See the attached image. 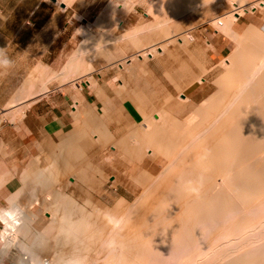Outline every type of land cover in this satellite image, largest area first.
I'll list each match as a JSON object with an SVG mask.
<instances>
[{
  "label": "rangeland",
  "instance_id": "obj_1",
  "mask_svg": "<svg viewBox=\"0 0 264 264\" xmlns=\"http://www.w3.org/2000/svg\"><path fill=\"white\" fill-rule=\"evenodd\" d=\"M208 1L214 2L215 0H183L182 2H181V0H163V2L162 1L161 2L156 1V4H154V8H153L152 0H105V1L96 0L94 3H89V4L87 2H85V3L82 2L80 4H77L76 8H74V9H69V10L65 9V11H64L65 12L64 13L65 30H64V35H63L64 41H63V44L57 45V47H58L57 50H51L48 52H40V56H35V60L33 59L34 62H7V63L0 62V144H1V139L3 138V135H5V133H7V132L10 133L9 135H11L10 136V138L12 140L11 142H13V145L10 147H6L4 142H2V144L0 145V165L5 164V162L7 161L6 165L9 163V167L11 168L10 170L7 171V175L2 179V182L4 183L5 181L9 180L13 176H16L17 179L21 180L19 191H17L15 193V195L13 194L10 198L0 202V212L6 211V209L10 208L12 204L17 203L16 205L19 204L18 206L20 208V212L22 211L23 215L25 213L30 214V212L31 213L33 212V214H34V217H33L34 222H32V217H31V222H32L31 226L30 225L24 226V227L20 226L19 230L20 229H22V230L19 231L17 229L15 231V233L16 232H18V233H16V234L14 233L13 237L11 236V240L9 242H7L8 245H7V248L5 250V254L2 255L0 258V264H40L41 261L45 260V259L53 260L52 262H54V260L57 259V255L60 257V258L58 257L60 260H61V258H65L62 260H66L67 256L70 255L71 251L72 250L74 251L76 248L78 249L79 247L81 249L79 248L78 251L81 250L82 253L78 254L77 251L75 250L74 254L77 253L78 255L82 256L83 264H86V263L87 264H115V263L117 264V262H118V264H120L119 263L120 261H121V264H155V262H156V264H162V263L163 264H208V263L209 264H216V263L217 264H222V263L231 264V262L233 264L236 261H237V264H239L240 262H245V261H247L249 264H251L252 261H253V263H255L256 261L264 262V259H263L264 258V255H263V252H264V242H263L264 241V192H263L264 191V182H262L264 180H263V178H261V177H264L263 176L264 173L260 171L261 173H259V174L263 173L262 176L259 174L257 175V173H256L258 178L257 177L254 178L255 174H251V176L253 175L252 177L255 179V180H253V178H252V180H253V182H252V180H249L251 177L250 178L248 177V179L247 178L245 179L246 174H247L245 171L247 169L250 170V167L252 165H250V166L246 165V167H245V165H243V164L241 165L240 163H239V165H237V168H239L238 166H240V165H241L240 166L241 168H239V173L237 172L238 174H236L237 175L236 181H235V179L230 178L229 180H231V183L229 182L228 179H227V181L225 179H223L224 182H223V180L219 179L217 182L218 183L217 188L220 187L219 189H217V192H219L221 189V191L219 193V195L221 194L220 200L223 199V201H221V206H222V204H224L225 200H226L225 203L227 205H224L226 210H223L221 207H219V209L223 210L222 213L218 211V207H217V205L220 203L219 202L220 200H218L217 205H214L215 208L217 207L216 208L217 211L214 212L215 208L213 210H211L213 205L211 207L209 206V209H206V210H208V212H207L208 217L213 219V220H209V218L207 217V219L205 218L204 221L202 220L203 223L198 221L200 223L199 224L196 221L192 222L191 220H189V223L187 222V224H186V219L185 220L183 219L184 223L181 222L180 225L177 226L178 228L175 227L176 223L172 222V225L174 224L173 225L174 227L172 229V225H171V223L169 224L170 221H168L169 218L166 216H170V215H167L168 210L172 209L173 205L175 206V202L172 203L173 201L171 199H169V204L167 203L168 209L166 208V203L163 205V207L167 210V214L165 215V217L164 218L161 217V219H163L162 220L163 222L160 221L161 220L160 218L156 220L158 222L160 221L159 225H158V222H155L154 220H153V223H155L156 226L151 222L152 225H154V228L156 227L158 229H160V228H163V229H161V230L156 229V231H157V233H156V232H154L155 229H153L150 226L151 229H153V233H148L149 236H150V234H152L153 236L155 234H159V235L161 234L160 237L157 235H156V238H154L155 236L153 237L152 235L150 237H148L146 234V230H147L146 229L145 234H146L147 238L145 235L144 236L146 239L150 238V239H148L150 241H148V243H147V240H146L145 241L146 244H144V246L142 244H140V242L144 243V240H145L144 236H143L144 239H142V238L141 239L139 238L140 240L135 239L133 241L134 243H132L133 245L132 244L129 245V243L124 238H123V241L125 240L126 243L125 242L123 243L122 240H118L119 237H118V239H117V237L113 238V233H114V236L122 235L123 232L120 233L119 228L122 226L120 231H124L125 230L124 228H126V226L129 225V222H128L129 217L133 216L131 214L132 213L131 211L133 210L135 212L134 209H130L129 211H127V209H129L127 207H130V205H131L130 208H137L138 207L137 203H139L140 199L142 201L141 196H145V194H143V195H139V194L143 193L145 191V189L147 190V191H145V193H147L146 195H149V196H150V192L153 191L152 189H154V190L160 189V188L163 189L165 187V182H166V181L164 182V180H166V179L168 180V179L173 178L174 177L173 174L176 173L175 170H177V174H175V177L177 176L176 178L178 180L175 178H174V181H172L173 179L170 180V182L171 181L173 182V187L176 185V183L178 181V182H180V185H179V183H177L179 185V187L176 190H180L181 187H183V186L184 187L187 186V189L189 188V190L192 189L193 183L192 184L186 183L185 182L186 179L182 180V177H183V175H187L191 171L189 169H191L192 165L195 162H197V160L202 159V156L200 157L201 151H204L202 149L203 148L202 144L203 145L206 144V135H208V133L211 131L210 129H208L206 127L204 128V126L201 127V125L199 124V121H203V120L200 119L201 116L197 115L196 111H197V108L200 106V104H202L204 101L209 100L211 98L210 96L214 97V95L216 96V94H217V98L221 99V96H219V93L221 90L223 91L224 86H226V84H227V83H225L223 85V81H221L222 80L221 77H223V74L226 73L227 67L229 69V66L226 67V65H230L229 64L230 60H228V59H231L232 54L234 55L235 50L237 51V49H238V48L236 49V47H239V44H236V41L238 43L239 39H237V38H239V37L237 36V38H236L235 35L231 32H232V30H234V31L236 30L239 35L243 36L244 34L247 33L244 31H246L247 29L251 30L250 27H252V26H253L252 29L257 27V28H260L262 31H264V5H262V4L259 5V3L256 4L255 6L259 9V12H260L259 14L261 15V18L260 19L258 18V22L256 23V25L251 24L249 26V25H247V22L244 19H241L240 17L238 20L235 21V19H233L234 17L232 18V16H233L232 14H230L232 16L228 15V16L220 18V19L219 18H216V19L205 18L202 16H195L192 18L179 17V16L198 15L199 11L204 9V7ZM261 1L264 3V0H261ZM185 2H186V5H184ZM189 4H191V5L189 6ZM249 10H252V9L249 8ZM160 11H161V13H160ZM162 12H165L166 15H170V17L169 18H158L157 16L159 14H162ZM239 12H241V14ZM239 12L238 13L240 15H243L244 11H239ZM227 17L232 18L230 20V22L232 20H234L232 22H235V23L233 24L231 22L232 26L228 25L229 29L227 27H226L227 29L224 27L225 28V30H224V28L218 23V20L224 19L223 21H226V20L228 21L227 24H231V23H229V20L227 19ZM88 21L90 24L88 23ZM117 22H119V23L117 24ZM102 24H103L104 30H102L103 29ZM91 25H92V27H91ZM99 25H101V26H99ZM85 27H87V29ZM228 30L231 32L230 33L227 32ZM254 31L257 32L258 30H254ZM226 32H227V34H226ZM230 34H233L232 36L235 37L234 39H237V40H234L233 37L230 36ZM109 35H110V37H109ZM93 36H95V37H93ZM151 36H152V38H151ZM100 37H102L103 39L102 38L100 39ZM222 38H225L226 39L225 41H227L229 43V50L222 57L221 56L216 57L212 54V51H211L212 40L222 39ZM90 39H92V42L90 41ZM184 39H186V40H184ZM106 42H107V44H106ZM140 44H141V46H140ZM107 46H108V49H107ZM158 46L163 48V53L156 52L157 51L156 50L155 53L153 54V56L148 55V53H150L149 51H151V53H152V51L154 49H157L156 47H158ZM99 49H101V50H99ZM142 52L144 54L146 53L147 56L144 57V55H143L142 57H139V55H136V54L141 55V54H143ZM239 52H240V50H239ZM236 53H238V51L235 52V54ZM132 56L133 57L135 56V57H134V60L130 64H129V62H126V63L124 62L125 60L131 58ZM263 59L259 60V61H261L262 65L260 63H259L260 65L258 64L259 69L256 68L257 69L256 72L254 70V72H253L254 75H252L250 77L248 83L247 82L245 84L243 83L244 85L239 84V85H241L239 90L241 91L243 89V91H241V94H240L239 90H238V93L240 95H242V97L244 95V94H242L243 92L248 93V94L250 93V97L253 99L256 96L257 93L255 92V89L254 88L251 89V88L253 86H257V84L260 83L259 80H262V78L259 79V77L261 75H262L261 77L264 76V62H262ZM122 62L125 64H123ZM197 62L199 64H197ZM133 65H134V67H133ZM181 65H183V66H181ZM144 66H145V68H144ZM40 68H42V69L40 70ZM51 69H53V70L51 71ZM64 69H65V71H64ZM142 70H143V72H142ZM61 72H63V73L61 74ZM167 72H169V73H167ZM57 74H59V75H57ZM54 76H57V77H54ZM255 76H257V77H255ZM59 77L61 78V80ZM62 77L63 78L65 77L64 78L65 80ZM47 78H48V80H47ZM56 78H58V79H56ZM33 80H35L36 84ZM36 80H38V81H36ZM218 81H219L220 86H219V84H217ZM23 83H26L27 86H26V84L24 85ZM32 83H33V85H32ZM43 83H45V84H43ZM41 85L42 86L44 85L46 88L44 86H43L44 87L43 88ZM227 85H228V87L230 86L229 84H227ZM239 85H238V87H239ZM263 85H264V83H263ZM231 86H230V88H227V89H231L233 87V86L232 87ZM247 86L250 87V89L252 90V92L254 94H252V92H250V91L249 92L247 91V90H250V89H248ZM258 86H257L258 89H256V91L261 90L260 89L261 87H258ZM22 87H24L25 90L27 89V93L24 92L25 90L22 89ZM245 87L247 88V90H245L246 89ZM81 89H83V90L80 91ZM224 89H226V88H224ZM231 90L233 91V94L231 95V97L234 96V94H237V91L235 92V89H231ZM244 90L247 92H245ZM21 91H23L25 93L23 98L26 99V101L23 99H22L23 101H21V94L20 93H23ZM29 91H31V92L34 91V92L31 93ZM216 91H219V92H216ZM34 93H35V96H34ZM81 93H83V94L85 93L84 95L87 94L86 95L87 100H84L83 98H81V96H80ZM104 93H106V94L103 95ZM53 94L57 95L55 98V101H57L60 106L69 107V106L73 105L78 112L76 114L77 115L81 114L80 116H77L76 114L73 115L75 118L73 125L71 126L69 131H67L63 134V140H64V138H68L67 140L70 142L71 138L69 139L68 136L71 135L70 137H73L71 133L75 130H81L82 132L86 131L84 133H85V135H88V136H85V137H87V138L89 137V139L91 141L93 140L92 142H94L95 138H97V137L99 138V141H97V143L98 142L99 143L95 144L92 147V149L91 148H89V149L83 148L82 149L83 151H82L81 158H74V157H71L68 155L69 157H71V158L68 157L69 158L68 161H70V164L73 162V159H74V162L75 163L79 162V165L77 164L78 166H76V164L73 163L77 168L75 166H73V164H71V166L73 167V170H70V171L67 170L65 172H64L65 167L63 166V164L61 162L58 161L59 157L61 159L65 158V157L67 158V155H66L67 153L64 154L65 150H62V147H60L61 142L63 141V140H61L62 138H58L55 140H49L48 142L45 140H42V141L38 142L35 145V147L30 149L29 152H27L26 154H25L24 150L20 147V142H21L20 138L23 135V131L19 130V127L24 126L23 120H24L25 116L27 114H29V111L31 110L32 106L40 99H43L44 101L39 106H43V108H46L48 106L50 107V104L45 103V102H46V100H48L47 98H51V96ZM239 94H237V95L240 97V99L238 96L232 97V101H233L232 103L238 102V100L242 101L243 98L246 99L248 97V95H245L246 97L242 98ZM183 95L185 97H187V99H186L187 101L186 100L184 101L183 99H181V98H184ZM253 99H251V102L253 101ZM255 99H257V97ZM141 100L143 102H141ZM211 100L212 99H210V101ZM219 100H217V101H219ZM66 101H68V102H66ZM76 101H77V103H76ZM206 102L208 103L209 101H206ZM254 102H252V103H254ZM79 103L81 104L82 107L80 106ZM140 104H143V105H140ZM160 107H161L160 111L163 110L165 112V115L170 117L174 122H175V119H177L178 125H181L180 124V122H181L183 124L182 127H184L183 131L180 132V133H182V134H180L181 136L178 133V136H177L178 139L176 138L177 141L176 140L174 141V142H177L176 145H178L179 148L176 145H174V143H173V147L175 146L176 150L173 148L172 153H171V151L166 152L165 150L164 151L159 150L161 152H164L162 154L161 152L156 151L157 148H153L152 145H150V147H148L149 145H147V144H149V143H144V144H142L144 146H141V143H138V142H140L142 140H138V138L136 137V133L134 131V130H137V131L139 130V132L141 131L143 133H146L144 123H148L149 121H155L154 120V117L156 119L155 114H156V112L160 113V111H159ZM157 108H159V109L157 110ZM252 108H253V111L256 110V109L254 110L255 107H252ZM93 109H95V111H93ZM193 109L195 112L193 111ZM142 110H144V111L142 112ZM155 110H157V111H155ZM227 111H229V109H227ZM114 112H116V113H114ZM145 112H146L147 116H146V114H144ZM190 112H191V114H190ZM92 114H94L93 115L94 117L92 116ZM189 114H190V116L193 114L192 118L196 119V120H194V122H196V121H198V122H196V123L191 122V121L188 122V120H190L189 118H187L189 116ZM75 115H76V117H75ZM97 115L101 118L100 119L101 121H99V117ZM105 115H107V116H105ZM194 115H197V116H194ZM102 116H104V118ZM108 117H109V119H108ZM197 117H200V118H198V120H197ZM94 119L97 120V122L99 124H97V122ZM191 120H193V119H191ZM184 122L185 123L187 122V124L184 125L185 124ZM204 123H203V125H204ZM119 124L121 125V127ZM201 124H202V122H201ZM139 125H140V127H139ZM124 126H126V127H124ZM187 126L190 128H188ZM197 127L199 130L197 129ZM117 128H120V129L118 130ZM201 129H202V131H201ZM101 130H103V131L101 132ZM193 130H195V132ZM207 130H209V131H207ZM187 131H188V134H190V136L188 135L189 137L186 134ZM198 131H201V132H198ZM254 131H256V130L253 129V135H252L253 137L257 133V131L256 132H254ZM130 133H131V135H130ZM196 133H198V134L202 133V134H200L198 136V134H196ZM95 134L97 135L96 137H94ZM102 134L104 135V137L101 136ZM64 136H67V137H64ZM256 136H255L254 142H253V140H251L250 141L251 143L249 142L250 144H248V146H246L247 148L250 147L252 149L253 147H255L253 145H255L256 143L258 144V140H259L260 144L262 142H264V139H263V141H262V139L257 140ZM122 137L125 140L124 142L127 143L128 148L133 147L132 149L135 148L134 150L137 149V151H139V152L141 150V152L135 153V155H134V153L131 152L132 149H130V148H129L130 149L129 151L121 150V149H123V147L119 149L118 144L120 143V140L122 139ZM191 137H195V138H191ZM201 137H202V139H201ZM109 138H110V140H109ZM112 138H113V140H112ZM126 138H128V139H126ZM145 138H146V136H145ZM181 138H183V139H181ZM59 139L61 140V142L59 141ZM116 139H119V140L117 141ZM147 139H149V138H147ZM190 139H191V141H190ZM198 139H199V141H198ZM106 140H109V141H106ZM115 140L118 142V144ZM187 140L190 141L191 143L189 142L187 144L186 143V142H188ZM71 141H73V140H71ZM105 141H106V143H104ZM113 142H115V143L113 144ZM245 142H244V144H245ZM58 143H60L59 146L57 145ZM178 143H180V144H178ZM182 143L185 145H182ZM252 143H254V144H252ZM136 144H139L138 147L136 146ZM195 144H197V145L200 144V145H198L200 147L195 146ZM240 144H241V146L244 145L241 142H240ZM257 144H256V147L253 149L259 148L260 144L258 146H257ZM101 145H103V146H101ZM146 145H147V147H146ZM245 145H247V144H245ZM262 145L264 147L263 143H262ZM262 145H261V148H262ZM112 146H115L116 149L113 148ZM184 146H187L186 148L188 149V151L186 148H183ZM193 146H195V147H193ZM56 147L58 149H56ZM192 147H193V149L194 148L202 149L201 151L197 149L198 155H196V157H195V154H193V149L190 150V148H192ZM246 147L244 146V148H246ZM54 148H55V150H54ZM241 148H243V147H241ZM241 148H239V149H241ZM244 148H243V150L245 151ZM250 148L248 150H250V153H253L254 152L253 149L251 152ZM52 149H53V151H52ZM149 149L152 151H149ZM154 149H155V151H153ZM177 149H179L181 152ZM262 149L263 150H260V148H259L260 152L264 151V148H262ZM91 150H93V151H91ZM243 150H242V153L244 152ZM248 150H246L247 151L246 154L249 153ZM125 152L127 154H125ZM129 152H131V153L129 154ZM146 152H147V154H146ZM195 152H196V150H195ZM260 152L256 151V153L255 152L254 153L261 155L262 153L259 154ZM28 153H29V155H27ZM56 153H58V154H56ZM59 153L61 156H59ZM89 153H90V155H88ZM99 154H101V157L98 156ZM131 154H132V156H130ZM136 154L139 157H137ZM158 154H160V155H158ZM164 154L166 155L165 157L163 156ZM181 154H182V156H180ZM241 154H239V156H245L246 155V154H242V155ZM249 154H248V156H246V158L247 157L249 158V156L253 155V154L252 155H249ZM57 155H58V158H57ZM62 155L64 156L63 158H62ZM185 155L187 156L186 158L184 157ZM258 155H255V156L258 157ZM262 155L264 156V152ZM189 156H190V158H189ZM93 157H95V159ZM193 157H194V159H193ZM260 157L257 158L258 160L252 159L253 161L255 160L254 163H256V161H258L256 163L257 166H255L253 164V162H251L252 161L251 158H255L254 156L250 157V159H249V161L251 160L250 162H251V164H253V167L255 166L254 167L255 169H256V167L259 168L261 166V163H262V165H263L262 167L264 169V157L263 158L261 157L262 158L261 160H260ZM56 158L58 159L57 161H56ZM85 158H87V159H85ZM248 158H247V161H245V159L242 160L243 157H240L239 161L242 160L243 162L245 161V163H247ZM75 159H77V160H75ZM168 159H170V160L168 161ZM171 159H173V160H171ZM183 159H185V160H183ZM188 160L190 161V163L189 162L187 163ZM192 160H193V162H192ZM259 160L261 163L259 162ZM88 161L92 162V163H90L92 167H90L89 164H88L89 167L88 168L86 167L87 163H89ZM174 161L176 162V164L173 163ZM183 161H184V163H183ZM185 161H186V163H185ZM242 161H241V163H242ZM178 162H180V164ZM58 163H60V164H58ZM258 164H259V167H258ZM174 165H175V167H174ZM176 165L180 166L181 168L177 167ZM96 166H98V167H96ZM166 166H168V167H166ZM78 167H80V168H78ZM243 167H245L246 169L245 168L243 169ZM63 168H64V170H63ZM84 168H86L85 169L86 171L89 170L90 172L88 171L86 174V171H84ZM91 168H92V170H91ZM93 168H95V169H93ZM97 168L100 171L99 170L97 171ZM178 168L181 169L180 172H179ZM260 168L258 170L264 171L263 169H260ZM255 169H252L251 172H254L253 170H255ZM172 170L174 171V173ZM242 170H244V171H242ZM165 171H168V172L165 173ZM171 171H172V173H171ZM96 172H98V173L96 174ZM247 172L249 173V171H247ZM38 173H42L40 180H31L28 177L29 174H38ZM90 173H91L92 177L90 176ZM143 173H145V174L147 173V174L145 175ZM167 173H168V176H166ZM162 174H163V176H162ZM190 174H191V172L189 173V175ZM244 174H245V176H244ZM79 175H80V177H79ZM141 175H143V177ZM150 175H152V176H150ZM191 175H193V174H191ZM240 176L244 177V178H241ZM23 177H24V179H23ZM95 177H96V179H95ZM142 178H144L145 180L144 181L141 180ZM151 178H153L152 181H151ZM179 178H180V180H179ZM118 179H120L119 180L120 183L118 182ZM256 179H258V180H256ZM260 179H262V180H260ZM146 180H148V181H146ZM153 180H155L154 183H152ZM233 180L235 181L234 182L235 185H233V183H232ZM238 180L240 182L241 181L242 182L240 183ZM81 181H82V183H81ZM139 181H140V183H139ZM157 181L159 183L161 182L160 184L162 186L160 184H158ZM244 181H246V182H244ZM27 182L29 184H31V186L29 184L27 185ZM48 182H50V184ZM187 182H189V181L187 180ZM221 182H223V183H221ZM238 182L240 185L238 184ZM73 183H74V185H72ZM145 184H147V185H145ZM237 184H238V186H237ZM256 184H259V185L257 186ZM261 184L263 186H260ZM33 185H34V187H33ZM153 185L156 186L157 188H155ZM253 185L254 186L256 185L255 186L256 188L252 187ZM147 186H149V187H147ZM226 186H229V188ZM245 186H247V187H245ZM184 187L182 188V191L186 190V188H184ZM223 187L225 188L224 190H223ZM250 187H252V188H250ZM245 188H247V190ZM253 188H255V189H253ZM244 189H245V192H244ZM164 190L167 191V188ZM233 190H235V191H233ZM32 191H34V192L32 193ZM229 191L232 193H230ZM253 191H254V193H253ZM258 191L260 193H258ZM236 193H238L239 195L241 193H243V194L240 196H237L238 194L236 195ZM247 193H251V194L249 195ZM255 193H257V194L255 195ZM224 195H225V198L222 197ZM260 195H262L263 197ZM33 196H36V197H33ZM235 196H237V198ZM250 196H251V198H250ZM256 196H258V197H256ZM13 197H14L15 201L13 200ZM45 197L48 199L47 201H45V199H46ZM246 197H248V198H246ZM32 198H33V200L35 198H38L39 199L38 201H40V202L38 203V201H37L38 204H35L36 202L35 203L32 202V200H31ZM258 198L261 199V200L259 199L261 202L258 200ZM56 199H57V202H55ZM63 199L64 200L67 199L66 201H69V205H68V202L64 203V201H62ZM172 199H173V197H172ZM134 200H136V202ZM58 201H60V202H58ZM176 202H177V200H176ZM244 202L246 203V205H244ZM251 202H255V203H251ZM258 202H260V203H258ZM125 203H126V205H124ZM128 203H130V204H128ZM131 203L132 204L134 203V204L132 205ZM171 203H172V208L170 207ZM229 203H230V205H229ZM240 204H241V206L243 205L241 208H240ZM248 204L250 207L247 206ZM250 204L251 205L253 204L254 207H253V205L251 206ZM61 205L63 207H65V209H63V207ZM135 205H136V207H135ZM124 206H126V207H124ZM244 206H245V208H244ZM55 208H58V210L61 208V210H59L58 213L56 214V213H54V212H57V209H55ZM177 208L179 209V206ZM177 208L175 209V207H174V210L172 209V213L169 212V214L172 215V214H174L173 212H176L179 214L180 210L178 211ZM242 208H244V209H242ZM53 210H56V211H53ZM175 210H177L178 212ZM235 210H239V211L235 212ZM62 211H65V212H62ZM125 211L127 213L129 212V214H127L129 217H127ZM52 212H53V214H56V215H54L56 218L60 217V218L65 219V216H63V217L61 216L63 213L71 216V218L68 216V218H66V220H64L66 222H68V221L70 222V220H71V222L72 221H78V219L80 217L85 218L84 221L88 222L87 225L90 224V229H89V226H88V229L90 230V232L92 231V234L89 233V234H91V236L90 237H89V235L86 236V241L82 242V241H84V239H82V241L80 240L78 246H76L77 244H75V242L78 243V240H75V242L72 241L73 237L70 234H67V231L64 232L62 230V228L60 227V225L55 220H52L53 221V223H52L51 219H48V217H50ZM59 212H60V214H59ZM69 212H71V213H69ZM123 212H124V214H123ZM227 212H228V214H230V216L227 214ZM233 212H235L237 218ZM244 212L247 214H244ZM218 213H220V214L216 215ZM242 213H243V215H242ZM209 214H211V215L209 216ZM225 214H226V216H224ZM124 216H125V218H124ZM213 216H214V218H213ZM240 216L241 217L243 216L244 218H241ZM245 216L246 217L249 216L248 219ZM45 218H46V220H45ZM60 218L57 219V221L58 220L60 221ZM81 218L79 220H81ZM165 218L166 219L168 218V220H166ZM238 218H240V219H238ZM117 219H118V221H117ZM120 219H121L122 223H121ZM218 219H219V222L216 221ZM124 220H125V222H124ZM54 221L56 222L55 224H54ZM61 221L63 222V220H61ZM210 221L214 222V223H212L213 226H212ZM235 221H236V223H234ZM244 221L246 223H244ZM194 222H196L195 224L197 226L195 224H192L191 226H193V227L188 228V226L190 227L189 224L194 223ZM206 222H209V223H206ZM217 222H218V224H216ZM223 222L226 225L223 224ZM56 224H58V225H56ZM106 224H107V226H106ZM109 224H110V226H109ZM160 224H162V225H160ZM181 224H183V225H181ZM207 224H209L211 226L208 225V226L204 227V225H207ZM101 225H102V227H100ZM214 225H215V227H214ZM183 226H185V228H183ZM194 226H196V227H194ZM198 226H200L201 228L204 227V231L201 230V228L198 229ZM25 227L26 228L29 227V228L26 229ZM58 227L60 229H58ZM150 227H149V225L147 226V228H149L148 229L149 231H150ZM228 227L231 229H228ZM2 228L3 227L0 225V233L2 231ZM98 228L101 230L100 233H99ZM107 228L109 230L112 229L111 232ZM194 228L196 230L195 232H193ZM209 228H211L212 230L210 229V231H208ZM171 229H172V231H170ZM205 229H206V231H208L207 234H206ZM30 230H31V232H30ZM61 230L63 233L61 232ZM173 230H174V232H175V230L178 231V233L177 232L174 233ZM181 230L182 231L184 230V232L186 231L188 233L182 232L183 233L182 234ZM24 231L26 232L25 234H23ZM27 231H29L30 233L29 232L27 233ZM94 231H95V233H94ZM163 231H165V235L162 234ZM166 231H168V232H166ZM200 231L205 232V234L200 232ZM234 231H236V232H234ZM108 232H110V233H108ZM117 232H119V234ZM151 232H152V230H151ZM64 233H66V234H64ZM166 233L167 234L169 233L168 235L170 237ZM222 233H223V235H221ZM226 233H227V235H226ZM231 233H232V235H231ZM116 234H118V235H116ZM203 234H204V237H203ZM189 235H190V237L191 236L193 237V235H194L195 240L193 238H190ZM198 235H199V237H198ZM208 235H210V237ZM40 236L42 237V239ZM57 236L60 239H58ZM64 236L66 238H69V240L66 242L61 241ZM173 236H175V237H173ZM178 236H180V237H178ZM185 236L187 239L185 238ZM28 237H30V238H28ZM163 237H165V238L167 237L166 238L167 241L166 240L164 241L163 239H161ZM214 237H215V239H214ZM107 238L109 239V241L107 240ZM171 238H175L174 239L175 241H172ZM12 239H13V241H12ZM212 239H214V240L212 241ZM115 240H118V241L115 242ZM141 240H143V242ZM159 240L160 241L163 240L164 242L163 241L160 242ZM193 240L195 242H193ZM150 242H153L154 245L152 243L150 244ZM187 242H189V243H187ZM213 242H215V243H213ZM38 243H39V245H38ZM59 243H62V244H59ZM68 243L70 245H68ZM72 243H74V244H72ZM23 244H24V246H22ZM137 244L140 247H138ZM159 244L160 245L164 244V245L159 246ZM165 244H166V247H164ZM189 244H191V245L189 246ZM214 245H215V247H214ZM31 246H32V248H31ZM74 246H75V249H74ZM99 246H100V248H99ZM135 246H137L136 249L134 248ZM152 246H154V247H152ZM158 246H159V248L160 247L161 248L159 249ZM235 246H238V248L237 247L235 248ZM255 246H257L258 248L257 247L255 248ZM71 247H72V249H71ZM131 247H133V248H131ZM150 247H152L151 248L152 250L148 249ZM232 247L234 249H232ZM251 247H252V249H251ZM260 247H261V249H260ZM26 248H30L29 250L35 254L38 253L37 256L39 257L38 258L39 260L38 261L30 260L31 256H29V255L32 252L29 253V250L27 252V250H25ZM69 248L71 249V251ZM89 248H91V249H89ZM92 248H94V250ZM155 248L156 249L158 248V249L156 250ZM32 249H34V250H32ZM82 249H83V251H82ZM85 249H87V250H85ZM100 249H102V251ZM120 249H122V250H120ZM129 249H132V251ZM141 249H142V251H140ZM64 250H67V251L69 250L70 252L69 251H68L69 253L67 251L63 252ZM88 250L90 253L88 252ZM123 250H124V253H123ZM153 250H156L157 252L153 251ZM160 250H162V251H160ZM163 250H166L165 254H164ZM130 251L134 255L133 254L130 255ZM59 252L63 254L62 257L59 254ZM158 252H159V256L157 254ZM241 252L242 253L245 252L244 255ZM254 252L256 254H254ZM139 253H140V255H139ZM64 254L66 255V257ZM115 254H116V257H115ZM240 254L242 256H240ZM252 254L254 255L255 258L253 257ZM259 254H261V256ZM55 255H56V257H55ZM150 255H152V256H150ZM231 255H233L234 257ZM125 256H126V258H125ZM133 256H134V258H133ZM135 256H137L138 258ZM139 256H140V258H139ZM229 256L231 258L233 257L232 258L233 260L235 258V260L233 261L232 259H229L228 258ZM248 256H251L252 259L250 257L248 258ZM85 257L87 259L84 260ZM113 257H114V259H113ZM143 257H144V260H143ZM152 257H154L155 260L154 259L153 260L155 262L152 260ZM258 258L261 260H259ZM59 259L57 260V262L59 261ZM123 262H125V263H123ZM261 262H260V264H262Z\"/></svg>",
  "mask_w": 264,
  "mask_h": 264
},
{
  "label": "bare ground",
  "instance_id": "obj_2",
  "mask_svg": "<svg viewBox=\"0 0 264 264\" xmlns=\"http://www.w3.org/2000/svg\"><path fill=\"white\" fill-rule=\"evenodd\" d=\"M183 0H181V2H182ZM237 1V0H236ZM245 2V1H244ZM113 3V2H112ZM235 3V2H234ZM233 3V4H234ZM236 3H238V2H236ZM239 4V3H238ZM237 4V5H238ZM242 4V3H241ZM244 4V3H243ZM260 4H262V5H264V3L261 1L260 3H259V5ZM154 6V5H153ZM235 6V5H234ZM238 6H240V5H238ZM237 6V7H238ZM261 7V6H260ZM117 8V7H116ZM235 8H236V6H235ZM243 7H241L240 9L239 8H237V9H239L240 11H242L241 9H242ZM252 8H255V6H253ZM234 9V8H233ZM243 9H245V8H243ZM247 9V8H246ZM174 10V9H173ZM158 11V10H157ZM243 11H245L246 12V10H243ZM249 11V10H248ZM161 12V11H160ZM233 12V11H232ZM115 13V12H114ZM240 14H241V12H239ZM238 13V10L235 12V13H231L232 15H230L229 14V16H232V18L233 19H235V21L236 20H238L239 19V17H240V14ZM243 14H244V12H243ZM114 17V16H113ZM232 18H230V17H227V19L229 20V23H231L232 21H234V20H232L231 22H230V20L232 19ZM220 19V18H219ZM97 20V19H96ZM224 19H222V20H218V23L224 28H228V25H230V26H232V23L234 24L235 22H232L231 24H227L228 23V21L226 20V21H223ZM88 23H89V21H88ZM101 23V22H100ZM103 23V22H102ZM119 22H117V24H118ZM90 24V23H89ZM88 24V25H89ZM112 24V23H111ZM116 24V23H115ZM114 25V24H113ZM96 26V25H95ZM99 26H101V25H99ZM229 26V27H230ZM250 26V25H249ZM90 27V26H89ZM91 27H92V25H91ZM102 27H103V24H102ZM121 27V26H120ZM253 27V26H252ZM252 27H250L251 28V30H246V31H244V32H247L246 34H244L243 36H241V35H239L238 34V32L235 30H232V32L231 31H227V32H231V33H233L234 35H235V37L237 38V36L239 37V38H237V39H239L238 40V43H237V41H236V44H239V47H236V49H237V51H238V53H236L235 54V52H237L236 50H235V52H234V55L232 54V56H231V59H228V60H230L229 61V64L230 65H226V67L227 66H229V69H228V67H227V70H226V73L225 74H223V77H221L222 78V80L221 81H223V85L225 84V83H227V84H229L232 88L231 89H235V92L237 91V94H241V91H243V89L240 91L239 90V88H240V86L244 83H248V81H249V79H250V77L252 76V75H254L253 74V72H254V70H255V72H256V68H258L259 66H258V64L260 63L261 65H262V63H261V61H259V60H261V59H263L264 58V31H262L260 28H257V27H255V28H253L252 29ZM86 29H87V27H85ZM110 28V27H109ZM116 28V27H115ZM225 28H224V30H225ZM226 28V29H227ZM231 28V27H230ZM92 29V28H91ZM90 29V30H91ZM97 29V28H96ZM101 29V28H100ZM229 29V28H228ZM102 30H104V27H103V29ZM254 30H258L257 32H255ZM87 31V30H86ZM106 32V31H105ZM227 32H226V34H227ZM243 32V33H244ZM88 34V33H87ZM91 34V33H90ZM102 34V33H101ZM233 34H230V36H232ZM97 35V34H96ZM106 35V34H105ZM104 35V36H105ZM241 36V37H240ZM93 37H95V36H93ZM92 37V38H93ZM109 37H110V35H109ZM233 37V36H232ZM235 37H233V39L235 38ZM88 38V37H87ZM102 37H100V39H101ZM108 38V37H107ZM147 38V37H146ZM151 38H152V36H151ZM182 38V37H181ZM184 38V37H183ZM190 38V37H189ZM103 39V38H102ZM106 39V38H105ZM237 39H234V40H237ZM184 40H186V39H184ZM191 40V39H190ZM90 41L92 42V39H90ZM144 41V40H143ZM88 42V41H87ZM142 42V41H141ZM99 43V42H98ZM104 43V42H103ZM149 43V42H148ZM106 44H107V42H106ZM105 44V45H106ZM143 44V43H142ZM156 45V44H155ZM140 46H141V44H140ZM149 46V45H148ZM238 46V45H237ZM103 48V47H102ZM106 48V47H105ZM148 48V47H147ZM157 49H154L153 51H152V53H151V51H149L150 53H148V55H150V56H153V54L155 53V51L156 52H159V53H163V48H161V47H156ZM107 49H108V46H107ZM99 50H101V49H99ZM152 50V49H151ZM165 50V49H164ZM239 50H240V52H239ZM148 52V51H147ZM143 53V52H142ZM136 55H139V57H142L143 55H144V57L145 56H147V54L145 53H143V54H136ZM128 57V56H127ZM133 57V56H132ZM129 58V59H127V60H125L124 62L126 63V62H129V64L134 60V57L133 58ZM149 57V56H148ZM150 58V57H149ZM143 59V58H142ZM259 61V62H258ZM143 62V61H142ZM262 62H264V59H263V61ZM123 63V62H122ZM125 63H123V64H125ZM228 63V62H227ZM226 63V64H227ZM72 64V63H71ZM197 64H199L198 62H197ZM259 64V65H260ZM121 65V64H120ZM122 66V65H121ZM132 66V65H131ZM130 66V67H131ZM181 66H183V65H181ZM180 66V67H181ZM187 66V65H186ZM133 67H134V65H133ZM136 67V66H135ZM132 68V67H131ZM130 68V69H131ZM144 68H145V66H144ZM187 68V67H186ZM189 68V67H188ZM42 68H40V70H41ZM92 69V68H91ZM134 69V68H133ZM180 69V68H179ZM190 69V68H189ZM203 69V68H202ZM226 69V68H225ZM259 69V68H258ZM53 69H51V71H52ZM144 70V69H143ZM143 70H142V72H143ZM194 70V69H193ZM47 71V70H46ZM64 71H65V69H64ZM190 71V70H189ZM205 71V70H204ZM145 72V71H144ZM56 73V72H55ZM63 72H61V74H62ZM146 73V72H145ZM167 73H169V72H167ZM54 74V73H53ZM60 74V73H59ZM59 74H57V75H59ZM60 74V75H61ZM185 74V73H184ZM192 74V73H191ZM259 74V73H258ZM41 75V74H40ZM50 75V74H49ZM170 75V74H169ZM44 76V75H43ZM51 76V75H50ZM262 76V75H261ZM259 77V79H261L262 78V80H259L260 81V83L259 84H257V86L258 87H261L260 89L261 90H257L256 91V89H258L257 88V86H251L252 88L251 89H255V92L257 93L256 94V96L254 97L253 95V97H254V99L257 97V99H253V98H251L250 97V93L248 94V93H242V94H244L243 95V97H246L245 95H248V97L246 98V99H244L243 97H242V95H240L243 99H242V101L240 100H238V102H234V103H232L233 101H232V97H237L238 95L237 94H234V96H232L231 97V95L233 94V91L231 90V89H227V88H230V86L228 87V85L226 84V86H224V88H226V89H224L223 88V91L221 90L220 91V93H219V96H221V99L219 100L218 98H217V94H216V96L214 95V97L213 96H210L211 98L210 99H212L211 101H210V99L209 100H206V101H209L208 103L206 102V101H204L202 104H200V106L197 108V111H196V113H197V115H199V116H201V118L200 117H197V120H198V118H200L201 120H203V121H199V124L201 125V127H203L204 126V128L206 127V128H208V129H210L211 131L208 133V135H206L205 133V135H206V144L205 145H203L202 144V146H203V150L204 151H201L202 149H198V148H194L195 150H196V152H195V150L193 149V147H195V146H197V147H200V146H198V145H200V144H195V146H193L192 148H190V150H192L193 149V154H195V157H196V155H198V150H200L201 151V155H200V157L202 156V159L201 160H197V162H195L193 165H192V167H191V169H189V170H191L190 172H191V174H193V175H189V173L187 174V175H183V177H182V180L183 179H186V183H193V187H192V189L191 190H189V188L187 189V186L186 187H184V188H186V190L185 191H182V188L183 187H181V189L180 190H176L178 187H179V185H180V182H178L177 181V183H179V185L176 183V185L173 187V182L172 181H174V178L175 179H177L176 177H175V174H177V170H175L176 171V173L175 174H173L174 175V177L173 178H171V179H173L171 182H170V180L171 179H166V180H164V182H165V187L163 188V189H152L153 191H151L150 192V196L149 195H146L147 193H145V191H147L146 189H145V191L143 192V193H141V194H139V195H143V194H145V196H141L142 197V201H141V199H140V201H139V203H137V205H138V207L137 208H130L131 207V205H130V207H127V208H129V209H127V211H129L130 209H134L135 210V212L132 210L130 213L133 215V216H128L127 214H129V212L127 213L126 211V215H127V217H129V220H128V222H129V225L128 226H126V228H124L125 230L124 231H120V229L122 228V226L119 228V232L121 233V232H123L122 233V235H120V236H114V233H113V238L114 237H117V239H118V237H119V239L118 240H122L123 241V238L129 243V245L130 244H132V243H134L133 241L135 240V239H144L145 238V236H146V234H147V236L148 237H150L152 234H150V236H149V234L148 233H153V229H155V231L154 232H156L157 233V231H156V229H158V228H154V225L156 226V224L155 223H153V220L155 221V222H158V221H156L157 219H161V217L162 218H164L165 217V215L167 214V210L163 207V205L166 203V208H167V203L169 204V199H171L170 201L172 202V203H174L175 202V206L173 205V208H172V203L170 204L171 206V208L174 210V207H175V209L179 206V209L177 208V210L179 211L180 210V213L178 214V213H176V212H173L174 214H169V212L170 213H172V209H170V210H168V214L167 215H170V216H166V217H168L169 218V220H168V218L166 219V220H168V221H170L169 222V224L171 223V225H172V222H175L176 223V225H175V227H177L178 225H180V223L182 222V223H184L183 222V219L185 220L186 219V224H187V222L189 223V220H191L192 222L193 221H196V222H202V220L204 221V219L206 218L207 219V217H208V215H207V212H208V210H206V209H209V206L211 207L212 205V209L211 210H213L215 207H214V205H217L218 204V200H220L221 199V194L219 195V193H220V191H221V189H220V191L219 192H217V189H219V188H217L218 186V180L219 179H221V180H223V179H225L226 181H227V179L229 180L230 178L231 179H235V181L237 180V175L236 174H238L239 173V168H241L240 166L243 164V165H245V167H246V165H252L251 167H250V170L249 169H247L245 172L247 173H245L246 174V177H245V179L247 178L248 179V177L250 178L249 180H252V176H251V174H255L254 175V178H258V174L259 173H261V172H263L264 173V171H262V170H258L260 167V169H263V165H262V163L260 162V160L264 157L262 154H263V152H260V150H263L262 148H264L263 147V145H262V143L264 144V142H262L263 141V139H264V85H263V83H264V76L263 77ZM54 77H57V76H54ZM170 77V76H169ZM191 77V76H190ZM254 77V76H253ZM252 77V78H253ZM255 77H257V76H255ZM60 78V77H59ZM63 78V77H62ZM65 78V77H64ZM63 78V79H64ZM197 78V77H196ZM220 78V79H221ZM55 79V78H54ZM56 79H58V78H56ZM193 79V78H192ZM47 80H48V78H47ZM60 80H61V78H60ZM65 80V79H64ZM152 80V79H151ZM156 80V79H155ZM189 80V79H188ZM191 80V79H190ZM194 80V79H193ZM34 82H35V80H33ZM36 81H38V80H36ZM143 81V80H142ZM195 81V80H194ZM220 81V82H221ZM41 82V81H40ZM157 82V81H156ZM191 82V81H190ZM250 83V82H249ZM24 85L26 84V83H23ZM35 84H36V82H35ZM39 84V83H38ZM43 84H45V83H43ZM96 84V83H95ZM148 84V83H147ZM217 84H219V81H218V83ZM239 84H241V85H239ZM243 84V85H244ZM32 85H33V83H32ZM93 85V84H92ZM124 85V84H123ZM157 85V84H156ZM159 85V84H158ZM162 85V84H161ZM238 85H239V87H238ZM251 85V84H250ZM26 86H27V84H26ZM25 86V87H26ZM35 86V85H34ZM42 86V85H41ZM44 86V85H43ZM42 86V87H43ZM145 86V85H144ZM148 86V85H147ZM150 86V85H149ZM175 86V85H174ZM219 86H220V84H219ZM237 86V87H236ZM41 87V88H42ZM45 87V86H44ZM43 87V88H44ZM235 87V88H234ZM248 87V86H247ZM33 88V87H32ZM31 88V89H32ZM46 88V87H45ZM237 88V89H236ZM244 88V87H243ZM246 88V87H245ZM22 89H24L25 90V88L24 87H22ZM248 89H250V87H248ZM247 90V88L245 89V90H247L248 92L250 91V92H252V90ZM23 90V91H24ZM42 90V89H41ZM45 90V89H44ZM43 90V91H44ZM99 90V89H98ZM135 90V89H134ZM140 90V89H139ZM179 90V89H178ZM230 90V91H229ZM238 90H239V93H238ZM244 90V91H245ZM23 91H21V92H23ZM39 91V90H38ZM116 91V90H115ZM114 91V92H115ZM131 91V90H130ZM247 91H245V92H247ZM254 91V90H253ZM24 92H26L27 93V89L24 91ZM20 93L21 94V101H23V100H25L26 101V99H24L23 98V96H24V94L25 93ZM29 92H31V91H29ZM34 92V91H33ZM33 92H31V93H33ZM42 92V91H41ZM216 92H219V91H216ZM215 92V93H216ZM43 93V92H42ZM40 94V93H39ZM106 93H104L103 95H105ZM252 94H254L253 92H252ZM137 95V94H136ZM236 95V96H235ZM20 96V95H19ZM29 96V95H28ZM34 96H35V93H34ZM184 96V95H183ZM218 96V97H219ZM136 97V96H135ZM140 97V96H139ZM213 97V98H212ZM239 97V96H238ZM26 98V97H25ZM143 98V97H142ZM217 98V99H216ZM18 99V98H17ZM23 99V100H22ZM181 99H183L184 101L187 99V97H185L184 96V98H181ZM189 99V98H188ZM234 99V98H233ZM238 99V98H237ZM239 99H240V97H239ZM251 99H253V101L252 102H254V103H252L251 102ZM147 100V99H146ZM217 100H219V101H217ZM187 101V100H186ZM237 101V100H236ZM141 102H143L142 100H141ZM211 102V103H210ZM151 103V102H150ZM236 103V104H235ZM239 103V104H238ZM80 104V103H79ZM149 104V103H148ZM85 105V104H84ZM140 105H143V104H140ZM145 105V104H144ZM78 106V105H77ZM80 106H81V104H80ZM82 107V106H81ZM89 107V106H88ZM151 107V106H150ZM213 107V108H212ZM252 107H255L254 108V110L255 111H253V108ZM80 108V107H79ZM252 108V109H251ZM84 109V108H83ZM141 109V108H140ZM159 108H157V110H158ZM227 109H229V111H227ZM87 110V109H86ZM157 110H155V111H157ZM161 110V107H160V109H159V111ZM93 111H95V109H93ZM144 110H142V112H143ZM152 111V110H151ZM193 111H194V109H193ZM253 111V112H252ZM83 112V111H82ZM109 112V111H108ZM113 112V111H112ZM195 112V111H194ZM78 113V112H77ZM114 113H116V112H114ZM152 113V112H151ZM167 113V112H166ZM104 114V113H103ZM143 114V113H142ZM144 114H146V112L144 113ZM143 114V115H144ZM190 114H191V112H190ZM190 114H189V116H190ZM194 114V113H193ZM192 114V115H193ZM23 115V114H22ZM77 115V114H76ZM76 115H75V117H76ZM81 114H79V115H77V116H80ZM94 114H92V116H93ZM149 115V114H148ZM152 115V114H151ZM192 115L189 117H187V118H189L190 120H188V122H194V120H196V119H194V118H192ZM197 115H194V116H197ZM85 116V115H84ZM98 116V115H97ZM105 116H107V115H105ZM146 116H147V114H146ZM145 116V117H146ZM155 116H156V119H155V117H154V120L155 121H149L148 123H144L145 124V132L146 133H143V132H139V130L137 131V130H134L135 131V133H136V137L138 138V140H142V141H140V142H138V143H141V146H144V145H142V144H144V143H149V144H147V145H149L148 147H150V145H152V147L153 148H157L156 149V151H159V150H161V151H166V152H168V151H171V153H172V149L174 148L175 149V146L173 147V143H174V145H176V143L177 142H174L175 140H176V138H177V136H178V133H179V135L180 134H182V133H180V132H182L183 131V128L184 127H182L183 126V124L180 122V124L181 125H178V122H177V119H175V122L170 118V117H168L167 115H165V112L162 110V111H160V113L158 112H156V114H155ZM91 117V116H90ZM94 117V116H93ZM99 117V116H98ZM103 118H104V116H102ZM125 118V117H124ZM87 119V118H86ZM101 118L99 117V121H101L100 120ZM108 119H109V117H108ZM191 119H193V120H191ZM199 119V120H200ZM85 120V119H84ZM95 120V119H94ZM93 120V121H94ZM126 120V119H125ZM128 120V119H127ZM83 121V120H82ZM96 122H97V120H95ZM103 122V121H102ZM112 122V121H111ZM117 122V121H116ZM196 122H198V121H196ZM196 122H194V123H196ZM201 122H202V124H201ZM95 123V122H94ZM105 123V122H104ZM120 123V122H119ZM133 123V122H132ZM185 123V122H184ZM203 123H204V125H203ZM88 124V123H87ZM97 124H99L98 122H97ZM111 124V123H110ZM187 124V122L184 124V125H186ZM84 125V124H83ZM120 125V124H119ZM130 125V124H129ZM132 125V124H131ZM142 125V124H141ZM189 125V124H188ZM196 125V124H195ZM199 125V126H200ZM110 126V125H109ZM86 127V126H85ZM120 127H121V125H120ZM124 127H126V126H124ZM135 127V126H134ZM138 127V126H137ZM139 127H140V125H139ZM142 127V126H141ZM143 127V128H144ZM188 127V126H187ZM186 127V128H187ZM200 127V128H201ZM84 128V127H83ZM88 128V127H87ZM95 128V127H94ZM136 128V127H135ZM188 128H190V127H188ZM196 128V127H195ZM203 128V129H204ZM86 129V128H85ZM89 129V128H88ZM91 129V128H90ZM118 130L120 129V128H117ZM116 129V130H117ZM197 129H198V127H197ZM253 129L254 130H256L257 131V133H256V137H257V140L258 139H262V143L260 144L259 143V140H258V144H257V146L259 145V148H260V150H259V148L256 150V149H253V148H255L256 147V144L255 145H253V146H255V147H253L252 149H253V151L256 153V151L257 152H260L259 154H261V155H258V154H255L254 152V154L253 153H250V150H248L249 148H247L246 146H248V144H250L251 142V140H253V142H254V140H255V136L253 137L252 135H253ZM106 130V129H105ZM104 130V131H105ZM130 130V129H129ZM196 130V129H195ZM195 130H193L194 132H195ZM199 130V129H198ZM97 131V130H96ZM95 131V132H96ZM100 131V130H99ZM103 130H101V132H102ZM121 131V130H120ZM127 131V130H126ZM143 131V130H142ZM191 131V130H190ZM201 131H202V129H201ZM201 131H198V132H201ZM207 131H209V130H207ZM256 131H254V132H256ZM84 132H86V131H84ZM84 132H82L81 130H75V131H73L71 134H72V136L73 137H70L71 135H69L68 137H69V139H70V142L67 140L68 138H64V140H63V137H61L62 139L61 140H63L62 142H61V140L59 139V141L61 142V146L60 147H62V150H65L64 151V154L65 153H67L66 155H67V158L65 157V158H63L64 156V154L62 155V158L63 159H61L60 157L58 158V155H57V158L59 159H57L56 158V161L58 160L59 162H61L62 164H63V166L65 167V170H64V168H63V170H64V172L65 171H67V170H73V167L71 166V164H76V166H78L79 165V162H77V163H75L74 162V159H73V162L70 164V161H68L69 160V158H71V157H74V158H81V156H82V149L83 148H91L92 149V147L95 145V144H98L97 143V141H99V138L97 137V138H95L94 139V142H92L90 139H89V137L87 138V137H85V136H88V135H85V133ZM122 132V131H121ZM93 133V132H92ZM100 133V132H99ZM133 133V132H132ZM87 134V133H86ZM94 134V133H93ZM186 134H187V136L189 135L190 136V134H188V131L186 132ZM195 134V133H194ZM196 134H198V133H196ZM200 134H202V133H200ZM200 134H198V136L200 135ZM255 134V133H254ZM106 135V134H105ZM130 135H131V133H130ZM133 135V134H132ZM97 135L95 134L94 135V137H96ZM102 137H104V135L102 134L101 135ZM125 136V135H124ZM135 136V135H134ZM145 136H146V138H145ZM181 136V135H180ZM188 136V137H189ZM197 136V137H198ZM64 137H67V136H64ZM112 137V136H111ZM133 137V136H132ZM135 137V138H136ZM187 137V138H188ZM204 137V136H203ZM253 137V138H252ZM87 138V139H86ZM107 138V137H106ZM134 138V137H133ZM147 138H149V139H147ZM184 138V137H183ZM183 138H181V139H183ZM191 138H195V137H191ZM66 139V140H65ZM108 139V138H107ZM126 139H128V138H126ZM147 139V140H146ZM178 139V138H177ZM201 139H202V137H201ZM200 139V140H201ZM204 139V138H203ZM71 140H73V141H71ZM109 140H110V138H109ZM109 140H106V141H109ZM112 140H113V138H112ZM117 141L119 140V139H116ZM115 140V141H116ZM136 140V139H135ZM186 140V139H185ZM189 140V139H188ZM187 140V141H188ZM241 140V141H240ZM106 141L104 142V143H106ZM116 141V142H117ZM125 140L123 139V137H122V139L120 140V143L118 144V142H117V144H118V146H119V149L120 148H122L123 147V149H121V150H127V151H129L130 149H132L131 147H129L128 148V145H127V143L126 142H124ZM129 141V140H128ZM134 141V140H133ZM145 141V142H144ZM177 141V140H176ZM190 141H191V139H190ZM190 141H188V142H186L187 144L190 142ZM198 141H199V139H198ZM204 141V140H203ZM241 143H243L244 144V142H245V144H247V145H243V146H241V144H240V142ZM102 142V141H101ZM132 142V141H131ZM179 142V141H178ZM201 142V141H200ZM250 142V143H249ZM109 143V142H108ZM107 143V144H108ZM111 143V142H110ZM115 142H113V144H114ZM185 143V142H184ZM191 143V142H190ZM197 143V142H196ZM202 143V142H201ZM59 144L60 143H58L57 145L59 146ZM103 144V143H102ZM133 144V143H132ZM178 144H180V143H178ZM252 144H254V143H252ZM109 145V144H108ZM138 145L139 144H136V146L138 147ZM147 145H146V147H147ZM182 145H185V144H183L182 143ZM261 145H262V148H261ZM56 146V145H55ZM101 146H103V145H101ZM100 146V147H101ZM105 146V145H104ZM111 146V145H110ZM117 146V145H116ZM134 146V145H133ZM135 146V147H136ZM155 146V147H154ZM177 147H178V145H176ZM180 146V145H179ZM190 146V145H189ZM206 148H205V147ZM244 146L246 147V148H244ZM113 148H115L116 149V147L115 146H112ZM140 147V146H139ZM187 146H184L183 148H186ZM241 147H243L244 149H245V151L243 150V148H241ZM95 148V147H94ZM125 148V149H124ZM143 148V147H142ZM179 148V147H178ZM182 148V149H183ZM205 148V149H204ZM239 148H241V149H239ZM56 149H58L57 147H56ZM135 149V148H134ZM134 149H132L131 150V152L132 153H134V155H135V153H138L139 151H137V149L136 150H134ZM139 149V148H138ZM181 149V148H180ZM187 149V148H186ZM198 149V150H197ZM251 149V148H250ZM252 149H251V152H252ZM54 150H55V148H54ZM108 150V149H107ZM106 150V151H107ZM176 150V149H175ZM177 150H179V149H177ZM189 150V151H190ZM242 150L245 152H243L242 153ZM246 150H248L249 151V155H252V156H254L255 158H251V160L252 159H255V160H258L257 158H259L260 156L262 157H260V160H259V162L261 163V166L259 167V164H258V167L259 168H257L256 167V169L254 168L255 166H257V162L258 161H256V163H254L255 162V160L253 161H251V162H253V164L255 165L254 167H253V164H251V162L249 161V159H250V157H252V156H249V158H248V162L247 163H245V161H247V158H246V156H248V154H246L247 153V151ZM256 150V151H255ZM52 151H53V149H52ZM51 151V152H52ZM60 151V150H59ZM90 151V150H89ZM91 151H93V150H91ZM149 151H152V150H150L149 149ZM153 151H155V149L153 150ZM161 151H159V152H161ZM180 151V150H179ZM187 151H188V149H187ZM56 152V151H55ZM54 152V153H55ZM131 152H129V154L131 153ZM140 152H141V150H140ZM139 152V153H140ZM165 152V153H166ZM181 152V151H180ZM195 152V153H194ZM61 153V152H60ZM60 153H59V156H61L60 155ZM63 153V152H62ZM85 153V152H84ZM144 153V152H143ZM156 153V152H155ZM162 154L164 153V152H161ZM160 153V154H161ZM170 153V154H171ZM189 153V152H188ZM246 154L245 156H239V154ZM49 154V153H48ZM56 154H58V153H56ZM103 154V153H102ZM125 154H127L126 152H125ZM142 154V153H141ZM146 154H147V152H146ZM145 154V155H146ZM149 154V153H148ZM154 154V153H153ZM160 154H158V155H160ZM175 154V153H174ZM177 154V153H176ZM186 154V153H185ZM192 154V155H193ZM241 154V155H242ZM52 155V154H51ZM71 156V157H69V156ZM87 155V154H86ZM88 155H90V153L88 154ZM97 155V154H96ZM137 155V154H136ZM140 155V154H139ZM152 155V154H151ZM173 155V154H172ZM184 155V154H183ZM187 155V154H186ZM184 156L185 158L187 157V156ZM255 155H258V157L257 156H255ZM98 156H100L101 157V154H99ZM130 156H132V154L130 155ZM164 157L166 156L165 154L163 155ZM180 156H182V154L180 155ZM69 157V158H68ZM105 157V156H104ZM137 157H139L138 155H137ZM240 157H243V159L242 160H244L245 158V161L243 162L242 160H240L239 161V158ZM84 158V157H83ZM82 158V159H83ZM88 158V157H87ZM87 158H85V159H87ZM94 159H95V157H93ZM136 158V157H135ZM142 158V157H141ZM167 158V157H166ZM169 158V157H168ZM189 158H190V156H189ZM103 159V158H102ZM110 159V158H109ZM176 159V158H175ZM178 159V158H177ZM193 159H194V157H193ZM75 160H77V159H75ZM118 160V159H117ZM140 160V159H139ZM138 160V161H139ZM170 159H168V161H169ZM171 160H173V159H171ZM183 160H185V159H183ZM80 161V160H79ZM83 161V160H82ZM101 161V160H100ZM137 161V160H136ZM177 161V160H176ZM241 161H242V163H241ZM84 162V161H83ZM89 162V161H88ZM141 162V161H140ZM190 163V161L188 160L187 161V163ZM192 162H193V160H192ZM56 163V162H55ZM81 163V162H80ZM87 163V162H86ZM90 163H92V162H89V163H87V168L90 166V167H92L91 166V164ZM173 163H175L176 164V162L174 161ZM179 164H180V162H178ZM183 163H184V161H183ZM185 163H186V161H185ZM239 163L241 164L240 166H238L239 168H237V165H239ZM58 164H60V163H58ZM57 164V165H58ZM61 164V165H62ZM73 164V166H75ZM78 164V165H77ZM85 164V163H84ZM88 164H89V166H88ZM139 164V163H138ZM168 165V164H167ZM172 165V164H171ZM75 166V167H76ZM177 166V165H176ZM84 167V166H83ZM96 167H98V166H96ZM166 167H168V166H166ZM165 167V168H166ZM174 167H175V165H174ZM177 167H180V166H177ZM186 167V166H185ZM245 167H243V169L245 168ZM77 168V167H76ZM78 168H80V167H78ZM102 168V167H101ZM172 168V167H171ZM181 168V167H180ZM184 168V167H183ZM255 169V170H253L254 172H251L252 171V169ZM86 168H84V171H86L85 170ZM93 169H95V168H93ZM234 169V170H233ZM246 169V168H245ZM62 170V169H61ZM62 170V171H63ZM91 170H92V168H91ZM99 169L97 168V171H98ZM164 170V169H163ZM166 170V169H165ZM171 170V169H170ZM178 170H179V172H180V170L181 169H179L178 168ZM264 170V169H263ZM28 171V170H27ZM82 171V170H81ZM89 170H87L86 171V174H87V172H88ZM94 171V170H93ZM100 171V170H99ZM104 171V170H103ZM102 171V172H103ZM162 171V170H161ZM173 171V170H172ZM172 171H171V173H172ZM183 171V170H182ZM242 171H244V170H242ZM247 171H249V173L247 172ZM261 171V172H260ZM30 172V171H29ZM79 172V171H78ZM90 172V171H89ZM145 172V171H144ZM164 172V171H163ZM166 172H168V171H165V173ZM193 172V173H192ZM238 172V173H237ZM241 172V171H240ZM71 173V172H70ZM82 173V172H81ZM93 173V172H92ZM95 173V172H94ZM98 172H96V174H97ZM173 173H174V171H173ZM182 173V172H181ZM256 173H257V175H256ZM263 173L262 174H259V175H263ZM143 174H145V173H143ZM147 174V173H146ZM145 174V175H146ZM245 174H244V176H245ZM72 175V174H71ZM94 175V174H93ZM165 175V174H164ZM243 175V174H242ZM24 176V175H23ZM41 176H42V173H38V174H29L28 175V177L31 179V180H40V178H41ZM84 176V175H83ZM86 176V175H85ZM90 176H91V173H90ZM142 177H143V175H141ZM140 176V177H141ZM148 176V175H147ZM150 176H152V175H150ZM162 176H163V174H162ZM166 176H168V173H167V175ZM181 176V175H180ZM264 176V175H263ZM77 177V176H76ZM75 177V178H76ZM79 177H80V175H79ZM92 177V176H91ZM102 177V176H101ZM160 177V176H159ZM171 177V176H170ZM189 177V178H188ZM191 177V178H190ZM239 177V176H238ZM241 177V176H240ZM260 177V176H259ZM74 178V179H75ZM78 178V177H77ZM76 178V179H77ZM82 178V177H81ZM146 178V177H145ZM162 178V177H161ZM188 178V179H187ZM241 178H244V177H241ZM253 178V180H255ZM261 178H263V180H264V177H261ZM23 179H24V177H23ZM28 179V178H27ZM91 179V178H90ZM95 179H96V177H95ZM152 179L153 178H151V181H152ZM157 179V178H156ZM78 180V179H77ZM85 180V179H84ZM83 180V181H84ZM92 180V179H91ZM119 180L120 179H118V182H119ZM141 180H145L144 178H142ZM161 180V179H160ZM163 180V179H162ZM178 180V179H177ZM179 180H180V178H179ZM187 180L189 181V182H187ZM244 180V179H243ZM253 180H252V182H253ZM256 180H258V179H256ZM260 180H262V179H260ZM75 181V180H74ZM97 181V180H96ZM146 181H148V180H146ZM150 181V180H149ZM150 181V182H151ZM154 181L155 180H153V182L152 183H154ZM234 180H233V185H235L234 184V182H235ZM239 181V180H238ZM100 182V181H99ZM98 182V183H99ZM104 182V181H103ZM158 182V181H157ZM156 182V183H157ZM163 182V181H162ZM183 182V181H182ZM223 182H224V180H223ZM223 182H221V183H223ZM229 182L231 183V180H229ZM240 182V181H239ZM239 182H238V184H239ZM242 182V181H241ZM240 182V183H241ZM244 182H246V181H244ZM251 182V181H250ZM249 182V183H250ZM251 182V183H252ZM262 182H264V181H262ZM2 183V182H1ZM0 183V184H1ZM44 183V182H43ZM49 184H50V182H48ZM77 183V182H76ZM81 183H82V181H81ZM120 183V182H119ZM139 183H140V181H139ZM143 183V182H142ZM149 183V182H148ZM155 183V184H156ZM161 183V182H160ZM159 182H158V184H160ZM248 183V182H247ZM29 183L27 182V185H28ZM35 184V183H34ZM102 184V183H101ZM104 184V183H103ZM151 184V183H150ZM157 184V185H158ZM184 184V183H183ZM220 184V183H219ZM238 184H237V186H238ZM30 186H31V184H29ZM72 185H74V183L72 184ZM92 185V184H91ZM126 185V184H125ZM141 185V184H140ZM145 185H147V184H145ZM161 185V184H160ZM232 185V184H231ZM240 185V184H239ZM245 185V184H244ZM257 186L259 185V184H256ZM255 185V186H256ZM44 186V185H43ZM69 186V185H68ZM76 186V185H75ZM98 186V185H97ZM142 186V185H141ZM150 186V185H149ZM149 186H147V187H149ZM154 186V185H153ZM162 186V185H161ZM160 186V187H161ZM203 186V187H202ZM222 186V185H221ZM236 186V187H237ZM254 185L252 186V187H255ZM260 186H263L262 184L260 185ZM33 187H34V185H33ZM145 187V186H144ZM155 188H157L156 186H154ZM201 187V188H200ZM225 187V186H224ZM223 187V190L225 189ZM226 187H228L229 188V186H226ZM245 187H247V186H245ZM252 187H250V188H252ZM24 188V187H23ZM66 188V187H65ZM141 188V187H140ZM159 188V187H158ZM167 188V191L166 190H164V189H166ZM256 188V187H255ZM255 188H253V189H255ZM63 189V188H62ZM227 189V188H226ZM233 189V188H232ZM246 190H247V188H245ZM245 189H244V192H245ZM81 190V189H80ZM101 190V189H100ZM77 191V190H76ZM102 191V190H101ZM233 191H235V190H233ZM249 191V190H248ZM247 191V192H248ZM34 191H32V193H33ZM64 192V191H63ZM230 192V191H229ZM241 192V191H240ZM243 192V191H242ZM250 192V191H249ZM264 192V191H263ZM31 193V192H30ZM76 193V192H75ZM149 193V192H148ZM230 193H232V192H230ZM253 193H254V191H253ZM258 193H260L259 191H258ZM60 194V193H59ZM228 194V193H227ZM238 193H236V195H237ZM243 193H241L240 195H242ZM247 194H251V193H247ZM257 193H255V195H256ZM15 195V194H14ZM65 195V194H64ZM229 195V194H228ZM231 195V194H230ZM239 194L237 195V196H240ZM254 195V194H253ZM263 195V194H262ZM262 195H260V196H262ZM31 196V195H30ZM148 196V197H147ZM237 196H235L236 198H237ZM247 196V195H246ZM33 197H36V196H33ZM63 197V196H62ZM61 197V198H62ZM145 197V198H144ZM172 197H173V199H172ZM223 198H225V195L224 196H222ZM231 197V196H230ZM243 197V196H242ZM241 197V198H242ZM245 197V196H244ZM249 197V196H248ZM248 197H246V198H248ZM256 197H258V196H256ZM263 197V196H262ZM46 198V197H45ZM144 198V199H143ZM250 198H251V196H250ZM254 198V197H253ZM50 199V198H49ZM136 199V198H135ZM260 198H258V200H259ZM13 200H14V197H13ZM32 200V202H36L35 204H38L40 201H38L39 199L38 198H35L34 200H33V198L31 199ZM48 199L46 198L45 199V201H47ZM67 200V199H66ZM66 200H62V201H64V203H66V202H68V205H69V201H66ZM138 200V199H137ZM176 200H177V202H176ZM225 200V199H224ZM238 200V199H237ZM261 200V199H260ZM259 200V201H260ZM12 201V200H11ZM15 201V200H14ZM37 201H38V203H37ZM55 201V200H54ZM71 201V200H70ZM135 202H136V200H134ZM179 201V202H178ZM221 201H223V199L222 200H220L219 202V204L217 205V207H218V211L219 212H223V210H226V208L224 207V205H227L226 203H225V201H224V204H222V206H221ZM55 202H57V199H56V201ZM58 202H60V201H58ZM126 202V201H125ZM128 202V201H127ZM230 202V201H229ZM261 202V201H260ZM260 202H258V203H260ZM13 203V202H12ZM44 203V202H43ZM42 203V204H43ZM62 203V202H61ZM91 203V202H90ZM178 203V204H177ZM212 203V204H211ZM240 203V202H239ZM251 203H255V202H251ZM15 204V203H14ZM14 204H12L11 205V207L10 208H7L6 209V211H3V212H0V225L3 227L2 228V231H1V233H0V258H1V256L2 255H4L5 254V250H6V248H7V242H9L10 240H11V236L13 237L14 235V233H15V231L18 229L19 230V227L20 226H31V224H32V222H34L33 220V217H34V214H33V212L31 213L30 212V214L28 213V214H22V211L20 212V208H19V204L18 205H14ZM33 204V203H32ZM52 204V203H51ZM55 204V203H54ZM120 204V203H119ZM128 204H130V203H128ZM132 204V203H131ZM134 204V203H133ZM132 204V205H133ZM238 204V203H237ZM242 204V203H241ZM241 204H240V208L243 206H241ZM40 205V204H39ZM45 205V204H44ZM53 205V204H52ZM122 205V204H121ZM120 205V206H121ZM124 205H126V203L124 204ZM229 205H230V203H229ZM244 205H246V203L244 202ZM251 205V204H250ZM253 205V204H252ZM251 205V206H252ZM62 206V205H61ZM123 206V205H122ZM238 206V205H237ZM247 206H249V204L247 205ZM63 207V206H62ZM124 207H126V206H124ZM135 207H136V205H135ZM216 207V208H217ZM219 207H221L223 210H221V209H219ZM225 209H224V208ZM234 207V206H233ZM250 207V206H249ZM253 207H254V205H253ZM59 208V207H58ZM58 208H55V209H57V212H54V213H58V211L59 210H61V208L58 210ZM215 208V209H216ZM232 208V207H231ZM244 208H245V206H244ZM244 208H242V209H244ZM247 208V207H246ZM63 209H65V207H63ZM72 209V208H71ZM125 209V210H126ZM168 209V208H167ZM214 209V212L215 211H217V209L215 210ZM238 209V208H237ZM177 210H175V211H177ZM53 211H56V210H53ZM177 211V212H178ZM232 211V210H231ZM230 211V212H231ZM234 211V210H233ZM236 211H239V210H235V212ZM243 211V210H242ZM62 212H65V211H62ZM212 212V211H211ZM235 212H233L234 213V215L236 216V214H235ZM241 212V211H240ZM247 212V211H246ZM69 213H71V212H69ZM68 213V214H69ZM134 213V214H133ZM217 213V212H216ZM232 213V212H231ZM239 213V212H238ZM56 214H53V212H52V214L50 215V217H48V219H51V221L52 220H55L59 225H60V227L62 228V230L64 231V232H66L67 231V234H70L72 237H73V240L72 241H74L75 242V240H78V243H76L75 242V244H77L76 246H78V244H79V242H80V240L82 241V239H84V241H82V242H85L86 241V236H88L89 235V237L91 236V234H92V231L90 232V224H88L87 225V221L85 222L84 220H85V218H81V220H79L78 218V221H72L71 222V220H70V222L68 221V222H66V221H64V220H66V218H68V216L69 215H67V214H62L61 216L63 217V216H65V219L64 218H60V217H55L54 215H56ZM59 214H60V212H59ZM123 214H124V212H123ZM130 214V215H131ZM220 213H218V214H216V215H219ZM227 214H228V212H227ZM244 214H247V213H245L244 212ZM249 214V213H248ZM251 214V213H250ZM211 214H209V216H210ZM214 215V214H213ZM229 216H230V214H228ZM240 215V214H239ZM242 215H243V213H242ZM45 216V215H44ZM173 216V217H172ZM223 216V215H222ZM224 216H226V214L224 215ZM223 216V217H224ZM234 216V217H235ZM247 216V215H246ZM245 216V217H246ZM31 217H32V222H31ZM70 218H71V216H69ZM122 217V216H121ZM132 217V218H131ZM241 217V216H240ZM249 217V216H248ZM248 217H246L247 219H248ZM252 217V216H251ZM37 218V217H36ZM60 218V221L58 222L57 221V219H59ZM124 218H125V216H124ZM131 218V219H130ZM209 218V217H208ZM213 218H214V216H213ZM218 218V217H217ZM226 218V217H225ZM236 218H237V216H236ZM241 218H244L243 216L241 217ZM73 219V218H72ZM220 219V218H219ZM219 219L218 220H216V221H218L219 222ZM233 219V218H232ZM238 219H240V218H238ZM45 220H46V218H45ZM61 220H63V222L61 221ZM74 220V219H73ZM163 219H161L160 221L161 222H163L162 221ZM173 220V221H172ZM209 220H213V219H211V218H209ZM208 220V221H209ZM221 220V219H220ZM229 220V219H228ZM54 221V224L56 223ZM116 221V220H115ZM117 221H118V219H117ZM120 221H121V219H120ZM159 221V222H160ZM207 221V220H206ZM215 221V222H216ZM238 221V220H237ZM241 221V220H240ZM124 222H125V220H124ZM152 222L154 225H152V223L150 224V223ZM159 222H158V225H159ZM196 222H194V223H191V224H189L190 225V227L188 226V228H191V227H193V226H191L192 224H195ZM198 222V223H199ZM211 222V224L212 223H214V222H212V221H210ZM218 222L216 223V224H218ZM232 222V221H231ZM49 223V222H48ZM52 223H53V221H52ZM51 223V224H52ZM120 223V222H119ZM121 223H122V221H121ZM127 223V222H126ZM125 223V224H126ZM203 223V222H202ZM206 223H209V222H206ZM228 223V222H227ZM234 223H236V221L234 222ZM244 223H246L245 221H244ZM58 224H56V225H58ZM92 224V223H91ZM168 224V225H169ZM185 224V225H186ZM200 224V223H199ZM222 224V223H221ZM220 224V225H221ZM223 224H225L224 222H223ZM230 224V223H229ZM228 224V225H229ZM94 225V224H93ZM98 225V224H97ZM114 225V224H113ZM123 225V224H122ZM149 225V227L151 226L153 229H151V227H150V231L148 230L149 228H147V226ZM160 225H162V224H160ZM174 225V224H173ZM172 225V229H173V226ZM181 225H183V224H181ZM196 225V224H195ZM209 224H207V225H204V227L205 226H208ZM226 225V224H225ZM234 225V224H233ZM55 226V225H54ZM88 226H89V229H88ZM106 226H107V224H106ZM105 226V227H106ZM109 226H110V224H109ZM170 226V225H169ZM197 226V225H196ZM196 226H194V227H196ZM203 226V225H202ZM209 226H211V225H209ZM212 226H213V224H212ZM239 226V225H238ZM243 226V225H242ZM98 227V226H97ZM100 227H102V225L100 226ZM163 227V226H162ZM182 227V226H181ZM204 227H200V226H198V229L199 228H201V230H203L204 231ZM214 227H215V225H214ZM218 227V226H217ZM235 227V226H234ZM241 227V226H240ZM239 227V228H240ZM26 228V227H25ZM27 228H29V227H27ZM26 228V229H27ZM55 228V227H54ZM114 228V227H113ZM118 228V227H117ZM171 228V227H170ZM169 228V229H170ZM178 228V227H177ZM176 228V229H177ZM180 228V227H179ZM183 228H185V226H183ZM213 228V227H212ZM227 228V227H226ZM48 229V228H47ZM58 229H60L59 227H58ZM99 229V228H98ZM97 229V230H98ZM108 229V228H107ZM148 231H147V230ZM161 229H163V228H160V229H158V230H161ZM172 229L170 230V231H172ZM175 229V228H174ZM187 229V228H186ZM210 229L211 228H209V230L208 231H210ZM215 229V228H214ZM228 229H231V228H229L228 227ZM20 230H22V229H20ZM19 230V231H20ZM45 230V229H44ZM62 230H61V232H62ZM93 230V229H92ZM109 230V229H108ZM112 230V229H111ZM111 230H109L110 232H111ZM145 230H146V234H145ZM151 230H152V232H151ZM188 230V229H187ZM193 230V229H192ZM212 230V229H211ZM227 230V229H226ZM100 229H99V233H100ZM114 231V230H113ZM196 230H195V228H194V231L193 232H195ZM205 231H206V229H205ZM208 231H206V234H207V232ZM214 231V230H213ZM216 231V230H215ZM233 231V230H232ZM29 231H27V233H28ZM30 232H31V230H30ZM29 232V233H30ZM58 232V231H57ZM110 232H108V233H110ZM116 232V231H115ZM119 232H117L118 234H119ZM166 232H168V231H166ZM173 232H174V230H173ZM178 233V231H176L175 230V232L174 233ZM180 232V231H179ZM182 232H184V230L182 231L181 230V233ZM186 232V231H185ZM184 232V233H185ZM200 232H202V231H200ZM199 232V233H200ZM226 232V231H225ZM234 232H236V231H234ZM16 233H18V232H16ZM15 233V234H16ZM26 232L24 231L23 232V234H25ZM33 233V232H32ZM60 233V232H59ZM63 233V232H62ZM89 233H91V234H89ZM94 233H95V231H94ZM107 233V234H108ZM162 233V232H161ZM186 233H188V232H186ZM202 233H204L205 234V232H202ZM211 233V232H210ZM230 233V232H229ZM64 234H66V233H64ZM118 234H116V235H118ZM162 234H164L165 235V231H163V233ZM167 234V233H166ZM169 234V233H168ZM167 234V235H168ZM183 234V233H182ZM181 234V235H182ZM190 234V233H189ZM197 234V233H196ZM201 234V233H200ZM204 234H203V237H204ZM209 234V233H208ZM213 234V233H212ZM36 235V234H35ZM45 235V234H44ZM94 235V234H93ZM92 235V236H93ZM99 235V234H98ZM145 235V236H144ZM156 235L157 236H159L160 237V235L159 234H155L153 237L154 238H156ZM163 235V236H164ZM166 235V236H167ZM176 235V234H175ZM187 235V234H186ZM192 235V234H191ZM211 235V234H210ZM210 235H208L209 237H210ZM216 235V234H215ZM214 235V236H215ZM220 235V234H219ZM221 235H223V233L221 234ZM226 235H227V233H226ZM231 235H232V233H231ZM53 236V235H52ZM60 236V235H59ZM69 236V235H68ZM100 236V235H99ZM105 236V235H104ZM111 236V235H110ZM122 236V237H121ZM143 236H144V238H143ZM147 236H146V238H147ZM169 236V235H168ZM167 236V237H168ZM197 236V235H196ZM195 236V237H196ZM201 236V235H200ZM212 236V235H211ZM41 237V236H40ZM58 237V236H57ZM65 237V236H64ZM62 238V240L61 241H63V242H66V241H68L69 240V238ZM108 237V236H107ZM158 237V238H159ZM166 237V238H167ZM170 237V236H169ZM173 237H175V236H173ZM178 237H180V236H178ZM189 237H190V235H189ZM198 237H199V235H198ZM202 237V236H201ZM217 237V236H216ZM28 238H30V237H28ZM145 238V240H144V243H141L140 242V244H142L143 246H144V244H146V240H147V243H148V241H150V240H148V239H150V238H148V239H146ZM165 237H163V238H161V239H163L164 241L166 240V238L164 239ZM185 238H186V236H185ZM190 238H193L194 239V235H193V237L191 236ZM213 238V237H212ZM37 239V238H36ZM41 239H42V237H41ZM58 239H60L59 237H58ZM95 239V238H94ZM106 239V238H105ZM104 239V240H105ZM139 239V240H140ZM160 239V238H159ZM172 239V241H175L174 239L175 238H171ZM177 239V238H176ZM180 239V238H179ZM187 239V238H186ZM200 239V238H199ZM203 239V238H202ZM214 239H215V237H214ZM214 239H212V241L214 240ZM56 240V239H55ZM102 240V239H101ZM107 240L109 241V239L107 238ZM106 240V241H107ZM118 240H115V242L116 241H118ZM125 240L123 241V243L125 242ZM163 240H161V241H163ZM183 240V239H182ZM185 240V239H184ZM195 240V239H194ZM193 240V242H195ZM12 241H13V239H12ZM11 241V242H12ZM28 241V240H27ZM36 241V240H35ZM43 241V240H42ZM47 241V240H46ZM59 241V240H58ZM142 242H143V240H141ZM154 241V240H153ZM157 241V240H156ZM155 241V242H156ZM160 241V240H159ZM160 241V242H161ZM163 241V242H164ZM167 241V240H166ZM187 241V240H186ZM185 241V242H186ZM190 241V240H189ZM197 241V240H196ZM211 241V240H210ZM219 241V240H218ZM10 242V243H11ZM60 242V241H59ZM95 242V241H94ZM180 242V241H179ZM198 242V241H197ZM264 242V241H263ZM13 243V242H12ZM11 243V244H12ZM44 243V242H43ZM93 243V242H92ZM103 243V242H102ZM108 243V242H107ZM122 243V242H121ZM126 243V242H125ZM127 243V244H128ZM153 244V242H150V244ZM187 243H189V242H187ZM186 243V244H187ZM213 243H215V242H213ZM41 244V243H40ZM58 244V243H57ZM59 244H62V243H59ZM64 244V243H63ZM72 244H74V243H72ZM81 244V243H80ZM126 244V245H127ZM157 244V243H156ZM193 244V243H192ZM218 244V243H217ZM238 244V243H237ZM260 244V243H259ZM263 244V243H262ZM38 245H39V243H38ZM65 245V244H64ZM63 245V246H64ZM68 245H70L69 243H68ZM87 245V244H86ZM89 245V244H88ZM125 245V246H126ZM128 245V246H129ZM133 245V244H132ZM135 245V244H134ZM148 245V244H147ZM154 245V244H153ZM162 245H164V244H159V246H162ZM191 244H189V246H190ZM198 245V244H197ZM233 245V244H232ZM231 245V246H232ZM236 245V244H235ZM256 245V244H255ZM22 246H24V244L22 245ZM44 246V245H43ZM81 246V245H80ZM110 246V245H109ZM113 246V245H112ZM120 246V245H119ZM124 246V245H123ZM137 246H138V244H137ZM137 246H135L134 248L136 249V247ZM159 246H158V248H159ZM194 246V245H193ZM217 246V245H216ZM219 246V245H218ZM42 247V246H41ZM48 247V246H47ZM83 247V246H82ZM87 247V246H86ZM90 247V246H89ZM103 247V246H102ZM105 247V246H104ZM115 247V246H114ZM118 247V246H117ZM138 247H140V246H138ZM142 247V246H141ZM152 247H154V246H152ZM152 247H150V248H148V249H151ZM164 247H166V244H165V246ZM163 247V248H164ZM171 247V246H170ZM214 247H215V245H214ZM227 247V246H226ZM238 248V246H235V248ZM240 247V246H239ZM254 247V246H253ZM257 246H255V248H256ZM31 248H32V246H31ZM34 248V247H33ZM39 248V247H38ZM45 248V247H44ZM50 248V247H49ZM67 248V247H66ZM80 248V247H79ZM78 248V249H79ZM99 248H100V246H99ZM110 248V247H109ZM124 248V247H123ZM127 248V247H126ZM125 248V249H126ZM129 248V247H128ZM131 248H133V247H131ZM157 248V249H158ZM161 248V247H160ZM159 248V249H160ZM168 248V247H167ZM218 248V247H217ZM231 248V247H230ZM242 248V247H241ZM249 248V247H248ZM258 248V247H257ZM30 248H26L25 250H27V252H28V250H29ZM35 249V248H34ZM34 249H32V250H34ZM62 249V248H61ZM70 249V248H69ZM71 249H72V247H71ZM71 249H70V251H71ZM74 249H75V246H74ZM78 249L76 248L75 250L77 251V253L78 254H80V253H82L81 252V250H79L78 251ZM81 249V248H80ZM84 249V248H83ZM83 249H82V251H83ZM89 249H91V248H89ZM93 250H94V248H92ZM124 249V250H125ZM144 249V248H143ZM156 249V248H155ZM156 249V250H157ZM232 249H234L233 247H232ZM251 249H252V247H251ZM250 249V250H251ZM260 249H261V247H260ZM37 250V249H36ZM63 250V249H62ZM74 250V251H75ZM85 250H87V249H85ZM92 250V251H93ZM99 250V249H98ZM101 251H102V249H100ZM120 250H122V249H120ZM124 250H123V253H124ZM129 250H131L132 251V249H129ZM139 250V249H138ZM137 250V251H138ZM152 250V249H151ZM156 250H153V251H156ZM225 250V249H224ZM243 250V249H242ZM65 251H67V250H64L63 252H65ZM69 251V250H68ZM67 251V252H68ZM69 251V252H70ZM73 251V250H72ZM71 251V253H70V255L69 256H67V258H66V260H62V259H65V258H61V260L59 259L60 257L57 255V259H55L54 260V262H52L53 260H48V259H45V260H42L41 261V263L40 264H83V260H82V256L81 255H78L77 253H75L74 254V251L72 252ZM91 251V250H90ZM100 251V252H101ZM131 251H130V255L131 254H133V253H131ZM135 251V250H134ZM140 251H142V249L140 250ZM147 251V250H146ZM160 251H162V250H160ZM159 251V252H160ZM164 251V254H165V251L166 250H163ZM223 251V250H222ZM226 251V250H225ZM239 251V250H238ZM244 251V250H243ZM30 252H32V251H30L29 250V253ZM36 252V251H35ZM88 252H89V250H88ZM114 252V251H113ZM129 252V251H128ZM151 252V251H150ZM157 252V251H156ZM159 252L157 253L158 254V256H159ZM256 252V251H255ZM254 252V254H256ZM259 252V251H258ZM28 253V254H29ZM55 253V252H54ZM57 253V252H56ZM86 253V252H85ZM90 253V252H89ZM94 253V252H93ZM119 253V252H118ZM117 253V254H118ZM122 253V252H121ZM138 253V252H137ZM143 253V252H142ZM153 253V252H152ZM151 253V254H152ZM222 253V252H221ZM231 253V252H230ZM237 253V252H236ZM242 253V252H241ZM245 253V252H244ZM244 253H242L243 255H244ZM261 253V252H260ZM38 254V253H37ZM37 254H35V253H31L29 256H31L30 257V260H32V261H38L39 259V257L37 256ZM59 254L61 255V257H62V253H60L59 252ZM150 254V253H149ZM248 254V253H247ZM246 254V255H247ZM250 254V253H249ZM65 255V254H64ZM88 255V254H87ZM94 255V254H93ZM96 255V254H95ZM99 255V254H98ZM134 255V254H133ZM139 255H140V253H139ZM161 255V254H160ZM222 255V254H221ZM224 255V254H223ZM227 255V254H226ZM234 255V254H233ZM233 255H231V256H233ZM236 255V254H235ZM251 255V254H250ZM253 255V254H252ZM260 256H261V254H259ZM263 255H264V252H263ZM92 256V255H91ZM106 256V255H105ZM122 256V255H121ZM149 256V255H148ZM150 256H152V255H150ZM157 256V255H156ZM219 256V255H218ZM225 256V255H224ZM228 256V255H227ZM240 256H242L241 254H240ZM258 256V255H257ZM55 257H56V255H55ZM54 257V258H55ZM59 257V258H58ZM64 257V256H63ZM65 257H66V255H65ZM94 257V256H93ZM115 257H116V254H115ZM135 257H137V256H135ZM234 257V256H233ZM232 257V258H233ZM251 258L252 259V257L251 256H248V258ZM253 257H254V255H253ZM53 258V259H54ZM125 258H126V256H125ZM128 258V257H127ZM133 258H134V256H133ZM138 258V257H137ZM139 258H140V256H139ZM229 259H232L230 256L228 257ZM227 258V259H228ZM255 258V257H254ZM59 259V261L57 262V260ZM85 259H87L86 257L84 258V260ZM93 259V258H92ZM97 259V258H96ZM101 259V258H100ZM113 259H114V257H113ZM120 259V258H119ZM142 259V258H141ZM154 259V257H152V260ZM223 259V258H222ZM228 259V260H229ZM242 259V258H241ZM240 259V260H241ZM246 259V258H245ZM259 259V258H258ZM257 259V260H258ZM264 259V258H263ZM105 260V259H104ZM107 260V259H106ZM121 260V259H120ZM129 260V259H128ZM143 260H144V257H143ZM155 260V259H154ZM153 260V261H154ZM220 260V259H219ZM233 260V259H232ZM234 260H235V258H234ZM233 260V261H234ZM249 260V259H248ZM259 260H261V259H259ZM117 261V260H116ZM115 261V262H116ZM243 261V260H242ZM251 261V260H250ZM256 261V260H255ZM254 261V262H255ZM85 262V261H84ZM155 262V261H154ZM215 262V261H214ZM219 262V261H218ZM257 262V263H256ZM255 263H253V261L251 262V264H260V262L261 261H256ZM92 263V262H91ZM120 264H121V261L119 262ZM123 263H125V262H123ZM128 263V262H127ZM205 263V262H204ZM228 263V262H227ZM235 264H237V261L236 262H234ZM233 263V264H234ZM239 263V262H238ZM262 264H264V262H261ZM87 264V263H86ZM116 264V263H115ZM117 264H118V262H117ZM155 264H156V262H155ZM163 264V263H162ZM209 264V263H208ZM217 264V263H216ZM222 264H224V263H222ZM231 264H232V262H231ZM239 264H249L247 261H245V262H240Z\"/></svg>",
  "mask_w": 264,
  "mask_h": 264
},
{
  "label": "crops",
  "instance_id": "obj_3",
  "mask_svg": "<svg viewBox=\"0 0 264 264\" xmlns=\"http://www.w3.org/2000/svg\"><path fill=\"white\" fill-rule=\"evenodd\" d=\"M95 1L96 0H0V62H34L33 59L35 60V56H40V52L57 50V45L63 44L64 41L65 9H74L77 4L82 2H87L89 4ZM156 1L163 2V0H152L153 5L156 4ZM260 1L261 0L208 1L204 9L199 11L198 15L179 17L192 18L195 16H202L211 19L223 18L231 13H235L237 10L239 12V9L243 7L245 9L242 8L241 10H246V12L244 11V14L240 15V18L244 19L247 25H256L261 15L259 14V9L255 5L260 3ZM184 5H186V2ZM190 5L191 4H189V6ZM253 6H255V8H252ZM249 8L252 10H249ZM157 17L169 18L170 15H166L165 12H162V14H159ZM225 40V38L212 40L211 51L214 56L222 57L228 52L229 43ZM82 90L83 89L80 91ZM84 94L81 93L80 96L84 100H87V94ZM56 96V94H53L51 98H47L48 100H46L45 103L50 104V107L48 106L46 108L39 106L44 100H38L32 106L29 114L25 116L23 120L24 126L19 127V130L23 131V135L20 138V147L24 150L25 154L42 140L48 142L49 140L63 137V134L69 131L73 125L75 119L73 115L77 113L76 108L73 105L69 107L60 106L58 102L55 101ZM9 134L8 132L5 133L1 139V144L4 142L6 147L13 145L10 138L11 135ZM27 155H29V153ZM6 163L7 161L5 164L0 165V183L7 175V171L11 169L9 163L7 165ZM20 181L21 180L17 179L16 176H13L0 184V202L10 198L19 191Z\"/></svg>",
  "mask_w": 264,
  "mask_h": 264
},
{
  "label": "clouds",
  "instance_id": "obj_4",
  "mask_svg": "<svg viewBox=\"0 0 264 264\" xmlns=\"http://www.w3.org/2000/svg\"><path fill=\"white\" fill-rule=\"evenodd\" d=\"M5 63H7V61H5Z\"/></svg>",
  "mask_w": 264,
  "mask_h": 264
},
{
  "label": "water",
  "instance_id": "obj_5",
  "mask_svg": "<svg viewBox=\"0 0 264 264\" xmlns=\"http://www.w3.org/2000/svg\"><path fill=\"white\" fill-rule=\"evenodd\" d=\"M54 1H56V0H54ZM63 6H64V4H63Z\"/></svg>",
  "mask_w": 264,
  "mask_h": 264
}]
</instances>
